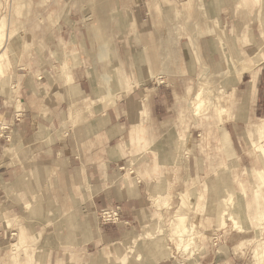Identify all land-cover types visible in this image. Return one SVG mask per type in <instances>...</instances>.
<instances>
[{"label":"crops","instance_id":"obj_1","mask_svg":"<svg viewBox=\"0 0 264 264\" xmlns=\"http://www.w3.org/2000/svg\"><path fill=\"white\" fill-rule=\"evenodd\" d=\"M86 1L68 0L66 20L46 35L44 51L35 53L33 68L18 69L12 86H0L1 258L20 250L26 241L19 234L11 243L16 233L7 223L20 218L21 224L31 226L28 230L34 244L39 242L48 250L49 264H71L70 254L78 258L73 264H105L107 246L114 240L125 243L142 227L147 234L152 213L149 194L154 193L152 151L142 146L137 149V145L149 140L150 128L159 129V134L168 130L171 102L182 90L184 74L200 71L204 64L219 71L222 84L227 82L223 89L233 99L223 104L226 118L220 128H226L225 138L232 140V132L252 122L249 135L264 142V101L259 91L260 86L264 88V21L258 20V34L247 25L241 30L242 42L235 40L234 46L218 40L217 35L242 0H200L201 17L194 29L199 35L180 44V75L165 81L152 75L161 66V50L164 55L169 50L168 42L154 40L152 33L158 31L152 28L145 0H128L131 14L120 8L123 0H107L118 1L120 6L113 12L116 39L109 47L102 45L103 38L98 39L100 26L86 18L82 8ZM147 1L150 11H161L157 2ZM260 1L258 17H263L264 0ZM166 2L173 9L176 1ZM7 38L8 34L5 42ZM61 45L66 57L60 52ZM240 49L257 63L233 80L230 55L238 59ZM1 51L7 53L5 45ZM4 63L8 68L10 56ZM12 88L16 94L11 102ZM190 88L189 84L186 89ZM253 117L259 120L250 121ZM263 146L255 159L264 158ZM172 148L180 153L178 147ZM157 149L163 160V148ZM250 157L242 149L240 160H254ZM158 190H163L162 184ZM110 208H119L127 224L102 223L100 211ZM47 226L52 231L47 232ZM162 251L155 255V264L166 261L163 255L168 252ZM0 264L9 263L0 260Z\"/></svg>","mask_w":264,"mask_h":264},{"label":"rangeland","instance_id":"obj_2","mask_svg":"<svg viewBox=\"0 0 264 264\" xmlns=\"http://www.w3.org/2000/svg\"><path fill=\"white\" fill-rule=\"evenodd\" d=\"M154 1L160 5V12L150 11L148 1H144L152 28L158 31L152 35L160 44L168 42L169 50L165 55L161 50V66L152 76L165 81L167 77L180 75V44L199 35L194 29H198L201 3L200 0H174L172 9L168 8L166 0ZM121 2V7L118 1L107 0H88L85 2L87 5L82 4L86 18L100 26L97 27V35L98 39L103 38L105 47L116 39L112 32V20L116 16L113 12L120 7L126 8L128 14L132 13L131 2ZM67 6L68 0H0V86H12L11 79L18 69L21 72L33 68L35 53L44 51L46 35L57 30L66 20ZM260 6V0L240 1L236 9L231 10V19L225 26H219L218 40L229 42L230 46L235 40L242 42L241 30L247 25L253 26L255 34H258V20L264 21V16L258 17ZM3 45L8 54L1 51ZM63 45L60 52L66 57ZM240 51V57H249L248 52ZM8 55L11 64L5 68L4 62H9ZM236 56L230 55L233 66ZM251 60L257 63L254 56ZM200 71L184 74L186 79H182V90L171 102L168 130L163 129L159 134V129L150 128L149 140L137 145V149L142 146L152 151L154 193L149 194L152 213L146 225L147 234L142 227L125 243L114 240L107 246L105 264L134 261L137 264H155V255L160 256L161 250L168 252L163 255L166 261L161 264H264V158L255 159L264 142L263 139L253 140L249 135L248 128L252 122L241 124L235 131L237 135L232 132L230 137L233 141L225 138L222 133L226 128H220L226 118L223 104L233 100L223 89L227 82L222 84L219 71L210 64H204ZM159 75L162 78H158ZM232 77L234 79L235 75ZM189 84L191 88L187 90ZM263 89L260 86V100L264 101L261 96ZM15 94L16 88H12L11 102L15 100ZM239 101L234 99L236 104ZM258 120L253 117L250 121ZM146 123L151 125L150 121ZM173 124L176 129L172 128ZM172 146L178 147L180 153L172 150ZM158 147L163 148L166 154L163 160H160ZM242 149L254 160H240ZM146 167L149 169L151 165ZM161 184L163 190H158ZM216 188L218 192H215ZM182 200L184 206L180 205ZM18 220L7 223L16 233L11 243L19 234L26 241L20 250L11 255L6 253L0 260L9 264H49L48 250H44L39 242L34 244L28 230L31 226L21 224V218ZM40 227L42 231L45 229L44 225ZM54 227L56 230L65 229V226ZM50 229L46 227L47 232L52 231ZM144 241L148 244L138 245ZM76 260L77 256H68L71 264Z\"/></svg>","mask_w":264,"mask_h":264},{"label":"built area","instance_id":"obj_3","mask_svg":"<svg viewBox=\"0 0 264 264\" xmlns=\"http://www.w3.org/2000/svg\"><path fill=\"white\" fill-rule=\"evenodd\" d=\"M99 217L102 223L127 224V221L122 218L119 208L102 209Z\"/></svg>","mask_w":264,"mask_h":264},{"label":"bare ground","instance_id":"obj_4","mask_svg":"<svg viewBox=\"0 0 264 264\" xmlns=\"http://www.w3.org/2000/svg\"><path fill=\"white\" fill-rule=\"evenodd\" d=\"M2 35V34H1ZM257 45V44H256ZM255 45V46H256ZM259 48V47H257ZM0 53V58H1ZM249 57H240L237 59V61L234 64L233 72L232 75H235V77H239L243 72L248 71L251 69L253 66H255L256 62L252 61L251 58L252 56L248 54ZM1 60V59H0ZM234 77V76H233ZM232 77V78H233ZM235 79V78H234ZM233 79V80H234ZM199 92V91H198ZM197 97V96H196ZM202 102V101H201ZM198 105V103H197Z\"/></svg>","mask_w":264,"mask_h":264}]
</instances>
